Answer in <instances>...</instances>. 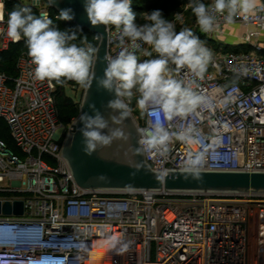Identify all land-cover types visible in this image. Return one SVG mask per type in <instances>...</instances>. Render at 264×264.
Listing matches in <instances>:
<instances>
[{"label": "built area", "instance_id": "built-area-1", "mask_svg": "<svg viewBox=\"0 0 264 264\" xmlns=\"http://www.w3.org/2000/svg\"><path fill=\"white\" fill-rule=\"evenodd\" d=\"M4 1L0 48L16 43L6 34ZM27 3L48 15L44 0ZM211 14L216 24L203 32L206 38L240 24L248 29L242 37L248 49L204 43L213 55L203 79L187 70L172 73L205 100L193 112L163 121L171 137L167 151L144 150L147 163L162 174L264 171V0L232 23L226 11ZM107 28L108 56L134 50L126 37L121 45L119 30ZM15 66L13 79L0 70V122L14 143L0 136V202L21 201L23 213H0V232L10 236L0 238V264H30L41 255L62 257L65 264H264V194L81 188L62 156L75 120H59L57 83L36 80L26 53ZM129 110L141 139L150 116L130 104Z\"/></svg>", "mask_w": 264, "mask_h": 264}, {"label": "clouds", "instance_id": "clouds-1", "mask_svg": "<svg viewBox=\"0 0 264 264\" xmlns=\"http://www.w3.org/2000/svg\"><path fill=\"white\" fill-rule=\"evenodd\" d=\"M131 4L132 0H85L84 7L91 25L114 26L119 30L121 45L126 37L134 49L122 48L114 58L105 57L106 67L99 78L93 71V57L97 50L87 36L81 37L73 29L61 30L53 25L48 15L36 16L27 6L17 5L8 13L6 34L13 42L25 40L27 55L35 66L36 80L55 81L61 86L73 81L87 88L95 79L98 89L115 94L106 107L118 114H111L106 119L93 104L90 107L94 114L84 113L80 117L83 125L80 129L82 151L89 156L98 146L108 145L113 138L124 135L119 128L109 129V119L115 124L121 123L127 117L129 104L136 93L139 94L136 107L150 116L148 127L142 130L139 141L145 151H167L171 137L163 121L191 113L205 100L183 81L174 78L172 73L178 75L181 70H187L203 79L212 61V51L191 29L176 31L175 23L164 18L161 10L143 13L142 17L147 22L138 25ZM256 6V0H212L209 5L202 0H189L186 7L196 17L200 31L207 33L216 24V17L211 13L224 14L226 11L225 19L232 23L237 14L245 16ZM173 15L182 22L180 13ZM73 18L70 8L62 9L57 16L59 20ZM3 20L0 12V23ZM77 40L79 44L74 42ZM142 45L147 47L143 48L141 55L148 59L141 60L136 54ZM177 138H182V135ZM0 238L10 236L0 232ZM30 264H65V260L41 255L32 259Z\"/></svg>", "mask_w": 264, "mask_h": 264}, {"label": "water", "instance_id": "water-1", "mask_svg": "<svg viewBox=\"0 0 264 264\" xmlns=\"http://www.w3.org/2000/svg\"><path fill=\"white\" fill-rule=\"evenodd\" d=\"M57 12L72 9L74 18L66 20L78 28L86 29L99 36V43L93 57V71L97 78L102 77L108 56V28L104 25H91L85 11V0H47ZM115 98L114 93L98 89L96 80L85 88L75 119V130L64 138L62 156L66 161L75 182L90 191H166L173 194L188 193H254L264 194V171H221V170H171L162 174L154 171L145 159L140 145L141 132L130 110L119 124L109 119V129L119 128L123 136L113 138L108 145L98 146L92 155L82 151L83 127L80 117L84 113L93 115L91 105L107 119L115 115L106 105ZM105 131H108L107 129ZM195 177V178H194ZM0 213L22 214L21 201L0 202Z\"/></svg>", "mask_w": 264, "mask_h": 264}, {"label": "trees", "instance_id": "trees-1", "mask_svg": "<svg viewBox=\"0 0 264 264\" xmlns=\"http://www.w3.org/2000/svg\"><path fill=\"white\" fill-rule=\"evenodd\" d=\"M47 4L48 8V17L53 20V25L58 26L61 30L65 29H73L79 32V35L87 36L88 41L97 48L99 43V36L91 33L86 29L78 28L76 25L68 23L66 20H59L57 16L59 12H57L54 8L50 7L47 0H44ZM212 0H202L204 4H207ZM189 3V0H132L131 8L136 13V19L139 15L143 13H151L153 10H161L164 18L173 21L175 16L173 14L180 13L186 14L187 16H191L194 20L196 17L193 15L191 9H188L186 6ZM17 5L27 6L31 9L32 13L36 16L39 15V10L37 7L32 6L27 3V0H5L4 1V15L7 21L8 13L13 10V8ZM196 36L200 38L206 44H210L215 47L214 41L206 38L203 34L194 33ZM79 44V40L74 41ZM217 48V47H215ZM220 49V48H217ZM222 49H229L228 47H223ZM238 50H246L247 46L243 44H239L236 46ZM27 54V47L24 39H21L16 43H9L7 47L0 48V70L5 73L9 79H13L16 76V61L18 57L23 54ZM76 83L73 81H68L65 85L61 86L57 84L56 92H55V103L57 107V113L60 122L63 124H68L75 120L79 115V108L81 103H77L73 100V98L66 95L65 88L68 85H75ZM77 85V84H76ZM0 136L5 139L9 146L14 147V143L12 142L7 127L4 123L0 122Z\"/></svg>", "mask_w": 264, "mask_h": 264}, {"label": "crops", "instance_id": "crops-1", "mask_svg": "<svg viewBox=\"0 0 264 264\" xmlns=\"http://www.w3.org/2000/svg\"><path fill=\"white\" fill-rule=\"evenodd\" d=\"M263 0H256V5ZM182 22L174 19L172 22L176 25V31H180L183 28H189L194 33L203 34L200 31L196 20L189 19L185 14H181ZM247 28L240 24H230L223 27L222 31L216 35L212 40L214 41L215 47L223 48L228 47L229 49H235L237 45L242 44V37L247 32Z\"/></svg>", "mask_w": 264, "mask_h": 264}, {"label": "rangeland", "instance_id": "rangeland-1", "mask_svg": "<svg viewBox=\"0 0 264 264\" xmlns=\"http://www.w3.org/2000/svg\"><path fill=\"white\" fill-rule=\"evenodd\" d=\"M212 1L208 2L206 5H209L211 4ZM186 15V14H185ZM186 17H190V16H187ZM191 19V18H189ZM192 20H194L192 18ZM138 25H143L144 23H146L147 21H145L142 17V15H139V17L136 19L135 21ZM155 55V54H154ZM141 60L143 59H148L149 57H144L142 56L141 54L138 56ZM84 91H85V88L84 87H81L79 85H68L66 88H65V92H66V95L73 98V100L77 103H81L82 102V99H83V94H84ZM135 92V90H134ZM139 94L136 93L133 98H132V101L130 103V106L131 108L136 112V113H139L141 116H142V112H139L137 107H136V100L138 98Z\"/></svg>", "mask_w": 264, "mask_h": 264}, {"label": "bare ground", "instance_id": "bare-ground-1", "mask_svg": "<svg viewBox=\"0 0 264 264\" xmlns=\"http://www.w3.org/2000/svg\"><path fill=\"white\" fill-rule=\"evenodd\" d=\"M1 9H2V4L0 3V12H1ZM97 255V253H95Z\"/></svg>", "mask_w": 264, "mask_h": 264}]
</instances>
